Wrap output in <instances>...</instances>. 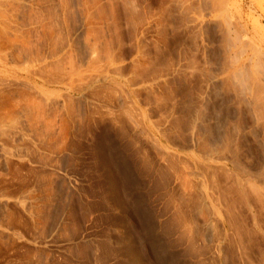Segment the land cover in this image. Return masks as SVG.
I'll use <instances>...</instances> for the list:
<instances>
[{"label": "rangeland", "instance_id": "1", "mask_svg": "<svg viewBox=\"0 0 264 264\" xmlns=\"http://www.w3.org/2000/svg\"><path fill=\"white\" fill-rule=\"evenodd\" d=\"M0 264H264V0H0Z\"/></svg>", "mask_w": 264, "mask_h": 264}, {"label": "bare ground", "instance_id": "2", "mask_svg": "<svg viewBox=\"0 0 264 264\" xmlns=\"http://www.w3.org/2000/svg\"><path fill=\"white\" fill-rule=\"evenodd\" d=\"M240 73V72H239ZM244 86V85H243ZM230 120V119H229ZM233 130V129H232ZM234 131H236V130H234ZM229 141V140H228Z\"/></svg>", "mask_w": 264, "mask_h": 264}]
</instances>
